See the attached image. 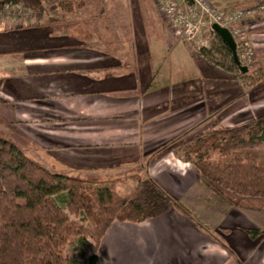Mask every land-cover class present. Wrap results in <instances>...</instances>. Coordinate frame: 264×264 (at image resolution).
<instances>
[{
  "label": "crops",
  "instance_id": "1",
  "mask_svg": "<svg viewBox=\"0 0 264 264\" xmlns=\"http://www.w3.org/2000/svg\"><path fill=\"white\" fill-rule=\"evenodd\" d=\"M207 1L222 11L264 3ZM128 5L117 44L75 24L0 22V136L51 172L115 180L127 194L132 176L150 178L183 209L113 221L97 264H264V200L222 190L181 157L206 131L264 116V75L243 86L199 52L214 40L206 31L184 41L155 0ZM242 32L264 73V12Z\"/></svg>",
  "mask_w": 264,
  "mask_h": 264
},
{
  "label": "trees",
  "instance_id": "2",
  "mask_svg": "<svg viewBox=\"0 0 264 264\" xmlns=\"http://www.w3.org/2000/svg\"><path fill=\"white\" fill-rule=\"evenodd\" d=\"M87 2L0 0V9L20 4L34 14L35 26H41L59 21L44 19L46 5L65 14L84 9ZM199 52L208 62L233 71L245 87L263 78L261 68L241 72L217 34ZM255 148H264V116L206 131L183 146L181 157L222 190L264 200V168L257 166L256 155L235 153ZM132 180L134 187L124 195L115 180L88 181L51 172L0 136V264H87L91 255L98 256L101 239L113 221L140 223L173 208L183 211L154 180L139 175ZM72 244L74 256H69Z\"/></svg>",
  "mask_w": 264,
  "mask_h": 264
},
{
  "label": "built area",
  "instance_id": "3",
  "mask_svg": "<svg viewBox=\"0 0 264 264\" xmlns=\"http://www.w3.org/2000/svg\"><path fill=\"white\" fill-rule=\"evenodd\" d=\"M173 35L184 41H194L201 32H213V24L225 28L231 34L241 65L249 66L253 61V50L242 32L244 21L264 12V3L250 9L222 11L214 8L207 0H155ZM16 15L35 19L32 12L20 5H5L0 9V22Z\"/></svg>",
  "mask_w": 264,
  "mask_h": 264
},
{
  "label": "rangeland",
  "instance_id": "4",
  "mask_svg": "<svg viewBox=\"0 0 264 264\" xmlns=\"http://www.w3.org/2000/svg\"><path fill=\"white\" fill-rule=\"evenodd\" d=\"M87 1H88L87 5L84 9L74 10V12H68L65 14H63L60 10L56 9L53 5L48 4L45 6L46 9L44 13V19L47 20L50 17L58 18L59 21L57 22V27L59 30H66V29L71 30L72 29L71 25L75 24L77 26L76 29L83 33L91 34L92 32L102 31L107 38L106 40L117 44L119 41V36L115 32L114 26H117L119 23H124L123 21L126 20L127 16L125 17L126 12L124 11V8L127 6L129 7L128 0H87ZM221 1H225V0H221ZM212 6L216 8L214 4ZM11 18L15 19L19 23L27 22L30 24L36 22V17L35 19L30 17L26 18L25 15H16ZM3 20H7V19H3ZM101 26L103 27L98 29ZM203 33L204 32H201V35ZM206 33L208 35L213 36V38L216 35L215 32L213 33L206 31ZM252 65L253 62L251 63V65L249 66L247 65V67L251 68ZM251 152L256 155L257 166L264 168V148H255L248 150L243 149V150H238L235 153L244 155ZM120 192L124 195L127 194L125 192V187H120ZM71 218L73 219V217ZM73 246L74 244L70 245L67 249V254L69 256H74Z\"/></svg>",
  "mask_w": 264,
  "mask_h": 264
},
{
  "label": "water",
  "instance_id": "5",
  "mask_svg": "<svg viewBox=\"0 0 264 264\" xmlns=\"http://www.w3.org/2000/svg\"><path fill=\"white\" fill-rule=\"evenodd\" d=\"M212 28L214 32L219 36V38L224 42L227 48L230 50L232 59L235 62V64L239 67L240 71L243 73L247 72L248 67L240 64V61L236 53L235 42L229 31L225 28L219 27L216 24H213ZM97 262H98V256L96 254H93L88 258L87 264H97Z\"/></svg>",
  "mask_w": 264,
  "mask_h": 264
}]
</instances>
